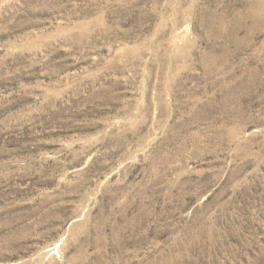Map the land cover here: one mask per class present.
Returning <instances> with one entry per match:
<instances>
[{
  "label": "rangeland",
  "instance_id": "374dc122",
  "mask_svg": "<svg viewBox=\"0 0 264 264\" xmlns=\"http://www.w3.org/2000/svg\"><path fill=\"white\" fill-rule=\"evenodd\" d=\"M0 264H264V0H0Z\"/></svg>",
  "mask_w": 264,
  "mask_h": 264
}]
</instances>
